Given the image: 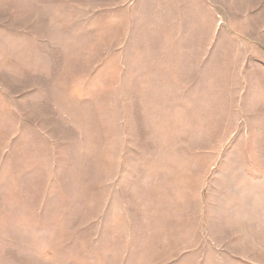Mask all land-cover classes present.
<instances>
[{
    "label": "rangeland",
    "instance_id": "obj_1",
    "mask_svg": "<svg viewBox=\"0 0 264 264\" xmlns=\"http://www.w3.org/2000/svg\"><path fill=\"white\" fill-rule=\"evenodd\" d=\"M0 264H264V0H0Z\"/></svg>",
    "mask_w": 264,
    "mask_h": 264
}]
</instances>
